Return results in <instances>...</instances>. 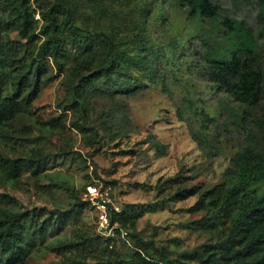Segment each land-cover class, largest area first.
<instances>
[{"label":"trees","instance_id":"16d2710c","mask_svg":"<svg viewBox=\"0 0 264 264\" xmlns=\"http://www.w3.org/2000/svg\"><path fill=\"white\" fill-rule=\"evenodd\" d=\"M257 1L264 33V0ZM166 6L185 12L202 47L197 50L190 39L174 36L168 51L174 56L195 50L211 89L223 95L220 108L226 121L247 130V142L232 156L221 182L212 187L184 186L187 176L178 172L161 184L180 185L173 196L177 200L197 195L187 210L204 214L188 227L212 232L216 239L171 260L170 249L156 246L139 232L138 220L146 210L136 203L112 211L113 235H102L96 228L58 235L56 230L71 216L72 206L88 204L81 195L71 191L70 208L55 206L45 212L21 209V200L0 191V264H25L29 256L47 249L60 257L59 264H264V149L248 125L264 96V57L253 28L245 20L222 15L215 0H0V185L17 190L26 184L42 196L46 185L59 183L57 176L44 172L48 157L44 148H29L24 156L3 151L18 150L12 143L19 122L29 121L40 139L57 135L37 105L55 78H61L65 108L79 115L73 122L78 128H83L92 96H132L142 91L148 82L136 72L169 91L158 61L159 47L147 38L151 15L171 23ZM185 102L197 109L191 98ZM178 115L185 120L181 110ZM208 117L199 116V129L190 124L202 149L207 147ZM107 119L122 128L130 123L127 109L118 118ZM151 139L157 154L164 155L168 145L152 135ZM121 229L128 231L127 238Z\"/></svg>","mask_w":264,"mask_h":264},{"label":"rangeland","instance_id":"374dc122","mask_svg":"<svg viewBox=\"0 0 264 264\" xmlns=\"http://www.w3.org/2000/svg\"><path fill=\"white\" fill-rule=\"evenodd\" d=\"M215 1L220 5L222 15L245 20L253 28L264 57L259 2ZM166 9L171 23L160 19L156 21L155 15H151L147 20V38L159 47L158 61L169 91L161 83H152L148 76L136 72L140 80L148 82L142 91L132 96L123 93L112 97L103 93L92 96L83 128H78L73 122L79 115L75 110L65 108L61 78H55L44 89L37 105L44 119L56 128L57 135L49 140L40 139L38 131L29 121L19 122L16 124L17 137L12 143L18 150L5 147L3 151L11 156H24L29 148H44L48 153L44 172L57 176L59 183L46 185L42 196L34 188L28 189L26 184L23 189L17 190L0 185V191L21 200L18 204L21 209L35 207L46 212L55 206L70 208L74 200L71 191L83 197L89 183H98L109 189L113 204L120 209L126 204L136 203L146 210L138 220L139 232L156 246L170 249V259L174 260L180 252L213 241L216 235L188 227L191 221L204 214L202 211L187 210L197 200V195L177 200L173 196L181 186L166 184L161 187L162 182L178 172L187 176L184 186L212 187L221 182L232 156L247 142V130L226 121L220 108L223 95L211 89L209 77L200 68L202 62L198 53L194 50L173 56L168 51L169 41L172 43L174 36L179 40L190 39L197 50L202 47L199 37L190 28L191 22L185 12L169 6ZM123 11L128 12V9ZM35 16L39 17L38 12ZM183 25L186 28L183 32L179 31ZM215 32L219 33V29ZM184 98H191L197 109L188 107ZM125 109L130 123L124 128L117 123L110 125L111 121L107 118H118ZM179 110L185 120L178 115ZM110 112L113 115H106ZM205 114L210 117L205 119L207 147L202 149L191 133L190 124L199 129V116L205 118ZM254 117L249 118L248 125L258 133L256 141L264 149V96ZM258 123L262 124V128L258 127ZM151 135L168 145L164 155L157 154ZM70 212L66 223L56 230L58 235L70 236L77 228L97 230L96 211L91 205H73ZM59 259L47 249L29 256L25 264H59Z\"/></svg>","mask_w":264,"mask_h":264},{"label":"built area","instance_id":"2783aa9c","mask_svg":"<svg viewBox=\"0 0 264 264\" xmlns=\"http://www.w3.org/2000/svg\"><path fill=\"white\" fill-rule=\"evenodd\" d=\"M82 199L96 211L97 231L105 236L113 235L116 224H111V213L119 211L120 208L113 204L109 189L98 183H89ZM121 233L124 238H127V230L121 229Z\"/></svg>","mask_w":264,"mask_h":264}]
</instances>
